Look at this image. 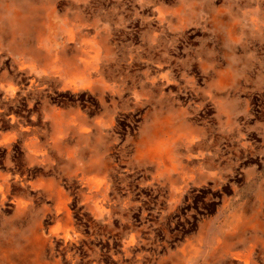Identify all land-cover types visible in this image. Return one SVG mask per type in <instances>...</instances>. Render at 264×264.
I'll use <instances>...</instances> for the list:
<instances>
[{
  "label": "rangeland",
  "instance_id": "374dc122",
  "mask_svg": "<svg viewBox=\"0 0 264 264\" xmlns=\"http://www.w3.org/2000/svg\"><path fill=\"white\" fill-rule=\"evenodd\" d=\"M0 264H264V0H0Z\"/></svg>",
  "mask_w": 264,
  "mask_h": 264
}]
</instances>
